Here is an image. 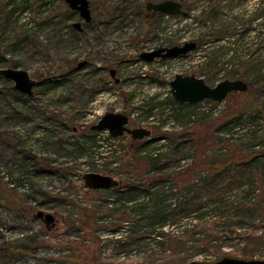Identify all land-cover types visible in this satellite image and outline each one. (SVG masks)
<instances>
[{
	"label": "rangeland",
	"instance_id": "1",
	"mask_svg": "<svg viewBox=\"0 0 264 264\" xmlns=\"http://www.w3.org/2000/svg\"><path fill=\"white\" fill-rule=\"evenodd\" d=\"M148 1L90 0L93 19L83 22L81 33L72 27L81 20L79 14L71 15L64 0H0V70L23 69L37 81L33 94L26 95L0 73V264H83L86 208L96 230L84 243L96 250L99 263L264 259L263 179H250L252 191L237 203L235 191L225 194L223 204H234L230 227L244 222L242 234L228 230L220 235L215 226L220 212L211 203L189 232H182L178 218L171 217L172 226L163 229L171 237L164 243L154 241L146 219L137 222L134 217L135 211L145 216L147 206L125 202L128 193L85 186L88 172L111 175L119 183L131 178L135 171L125 152L133 142L139 147L154 141L142 153L155 149L171 159L163 172H147L140 180L143 186L151 174L160 177L187 168L197 139L214 153L229 143L250 149L256 134L264 151L263 117L248 122L249 132L227 133L232 125L223 127L228 108L243 102L242 92L182 107L170 84L177 74L203 77L211 86L239 79L232 75L240 69L226 66L235 47L239 54L260 56L264 66V0H180L186 15L147 13ZM199 40L201 45L184 56L140 57L170 43ZM255 99L264 105V94ZM108 112L128 115L129 127L149 128L151 135L135 141L129 134L112 137L92 129ZM100 140L108 144L104 153L92 143ZM183 175L181 183L167 182L168 196L182 191L197 202L211 199L197 176L187 183L193 177ZM40 211L53 214L55 224L38 218ZM127 219L135 221V234L129 244L117 246L109 225Z\"/></svg>",
	"mask_w": 264,
	"mask_h": 264
},
{
	"label": "trees",
	"instance_id": "2",
	"mask_svg": "<svg viewBox=\"0 0 264 264\" xmlns=\"http://www.w3.org/2000/svg\"><path fill=\"white\" fill-rule=\"evenodd\" d=\"M42 5L46 4L43 3ZM16 8L17 7H15V9ZM262 10H264V8H262ZM69 13L73 15V12L70 10ZM262 15L264 16V13H262ZM257 19H259L258 15L256 20ZM225 34L227 36V33ZM221 36L223 37L224 33L217 37ZM198 42L201 44L203 41L199 40ZM170 45L173 44L170 43ZM237 50V47L231 49L232 54L230 55L226 66H231L234 70L238 67L240 71L233 73L232 78H235L236 75H238L239 79L247 81L249 88L246 92L240 93L245 97L242 103L236 108H231V106L228 108L223 127H227L231 124L232 128L231 130H228L231 132L227 133H233L234 131L240 130L249 132L251 128L249 127L248 122H251V119H257L259 117L264 118L262 111L264 105H261L255 99L257 93L264 94V66L260 62V56L254 55L253 53L251 55H242L239 54ZM245 57L248 58L245 59ZM19 96L23 97L22 94H19ZM180 106L187 107L190 106V104L183 103ZM154 109L155 107L149 108L150 113ZM253 137L254 139H251L252 144L249 146L250 149L238 148V146L229 143L219 148L214 153L208 152L205 149V146H203V144L201 145L202 139H197L196 148L193 154L194 157H192L193 161L187 168H184L182 171L180 169L170 173H162V176L160 177L151 174L150 178L144 183L145 185L147 184L148 188L146 189L141 187L143 184H141L140 180L146 176L147 172H163L171 164V159L169 155H163L162 153L156 152L155 149L142 153L145 148H149L151 146L150 143L154 141L140 144L139 147H136V142H133L127 148L125 157L130 161L135 173L131 178H126L124 180L125 183L120 182L119 186L112 188V190H115L118 194L128 193L125 202H131V204H134V207L143 206L142 209H144L147 206V213L145 216H143L141 212L137 213V211H135L134 214L136 216L134 217H136L137 222L146 219L151 226V234L154 235V241L164 243L165 240L171 237L169 233L163 230L165 227L172 226V223H170L171 217L178 218L177 222L180 223L182 232H189L191 229L189 227H192L194 222L200 221L203 216L209 212L206 210H208L211 203L212 206L214 205V209L220 212L218 219L215 221L218 233L220 235H226L225 233L229 230L232 234H242V231L247 229L244 222L237 223L233 228H231L229 224L230 219L233 216L232 213H234V204L227 202L228 205H225L223 202L226 197L225 194L235 191L238 195L237 203L240 196H246L252 191L251 188L248 187V181H250V179L264 180V165H260L261 160H264V151L259 150L262 143L258 141L256 134H254ZM92 143L96 147H100V149L102 148L104 150L101 151V153L108 150V144L105 140H100L99 143L96 141ZM134 150L136 152L132 154ZM102 156L105 157L106 155L103 154ZM185 159L186 157L180 158V160ZM183 173L189 177H193V179L191 178L192 180L187 181V183H191L197 176L200 180V182L198 180L199 184L203 187L202 189L209 194L211 199L205 202L200 199V201L197 202L196 199H190L185 194H181L182 191L177 193L174 192L173 196H168L167 193L169 190L167 182L176 181L177 183H181L185 177ZM196 185L197 184L193 186L196 188ZM121 186L122 188H120ZM156 186H158V189L156 188L153 190ZM189 189L191 188L189 187ZM170 190L172 191V188ZM140 196L143 198H139ZM194 202H197V204ZM86 210L84 219L81 220V225L84 229V237L80 244L86 247L82 263L109 264L99 263L96 250L84 243L85 239H87L88 236L93 235L96 230L91 223L93 215L88 211L90 209L86 208ZM237 216H239L238 213ZM109 227V230L111 231L110 234L114 237L111 240L114 241L113 243L117 246L129 244L130 238L135 234V221H132V219H127L126 223H110ZM96 243H99V241Z\"/></svg>",
	"mask_w": 264,
	"mask_h": 264
},
{
	"label": "water",
	"instance_id": "3",
	"mask_svg": "<svg viewBox=\"0 0 264 264\" xmlns=\"http://www.w3.org/2000/svg\"><path fill=\"white\" fill-rule=\"evenodd\" d=\"M69 7L77 10L80 16L86 21H91L93 15L90 7V0H65ZM148 10H157L168 15H185L187 12L183 9L182 3L176 0H163L161 2L149 1L146 4ZM76 27L82 28L80 22L74 23ZM196 41H187L182 45H172L159 47L151 51L143 52L140 57L147 61H153L156 58H175L188 54L196 48ZM85 62L80 63L82 66ZM0 73L14 81V87L26 95H32L37 81L30 76L28 71L15 68H3ZM116 76V70L111 71ZM119 79H117L118 81ZM171 91L179 103H196L204 99L213 101H224L233 92H246L249 88L247 81L243 79L226 78L211 86L203 77L196 75L186 76L177 74L170 81ZM129 125V116L121 112L106 113L92 129L97 131H108L112 137H121L125 132L129 133L134 140H140L151 135V130L146 127L131 128ZM85 186L91 190L112 189L119 186V181L111 175L97 172H88L84 175ZM43 219L48 226L54 225L56 218L51 213L40 211L36 215ZM187 264H264V259H246L239 257L225 256L215 262L192 261Z\"/></svg>",
	"mask_w": 264,
	"mask_h": 264
},
{
	"label": "flooded vegetation",
	"instance_id": "4",
	"mask_svg": "<svg viewBox=\"0 0 264 264\" xmlns=\"http://www.w3.org/2000/svg\"><path fill=\"white\" fill-rule=\"evenodd\" d=\"M65 1V0H64ZM150 1H154V0H150ZM161 1H163V0H158V1H154V2H161ZM176 1H180V0H176ZM149 2V1H148ZM181 3H182V6H183V9L185 10V7H184V4H183V2L182 1H180ZM65 3L68 5V3L65 1ZM147 4V3H146ZM90 7H91V5H90ZM68 8L70 9V11H72L73 12V15L75 14V13H78L79 14V12L77 11V10H73V9H71L70 7H69V5H68ZM145 9H146V11H147V13H156V14H162V15H164L165 13H163V12H160V11H157V10H148L147 8H146V5H145ZM187 12V11H186ZM188 13V12H187ZM186 13V14H187ZM185 14V15H186ZM92 15H93V13H92ZM165 15H168V14H165ZM179 15H182V14H179ZM79 16H80V14H79ZM80 18H81V20L80 21H78V22H80L81 23V26H82V28H78V27H76L75 26V22H77V21H75L74 23H73V25H72V27L74 28V29H77L79 32H83L84 30H85V28H84V23L85 24H87V23H90L91 21H92V19H93V17H92V19H91V21H86L85 19H83L81 16H80ZM84 22V23H83ZM187 42V41H186ZM185 43V42H184ZM184 43H181V44H173V45H182V44H184ZM196 43H197V45H196V48L195 49H197L201 44H199V42L198 41H196ZM169 46H172V45H169ZM157 48H159V47H157ZM194 49V50H195ZM193 51V50H192ZM192 51H190V52H192ZM189 52V53H190ZM185 55H187V54H185ZM181 56H184V55H181ZM86 63V62H85ZM84 63V64H85ZM79 66H80V64H79ZM112 71V70H111ZM111 75H112V73H111ZM113 76V75H112ZM114 77V76H113ZM116 78V77H115ZM133 128H135V127H133ZM125 134H129V133H127V132H125ZM130 135V134H129Z\"/></svg>",
	"mask_w": 264,
	"mask_h": 264
}]
</instances>
